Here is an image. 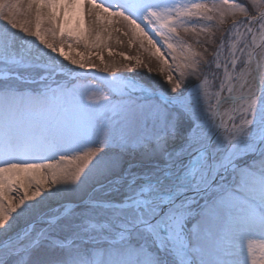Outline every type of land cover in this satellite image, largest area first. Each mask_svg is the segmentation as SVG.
<instances>
[{
  "label": "snow or ice",
  "instance_id": "snow-or-ice-1",
  "mask_svg": "<svg viewBox=\"0 0 264 264\" xmlns=\"http://www.w3.org/2000/svg\"><path fill=\"white\" fill-rule=\"evenodd\" d=\"M85 4L103 28L67 27L65 12ZM0 21V264H256L251 238H264V0H0ZM113 23L129 44L165 64L177 57L162 48L179 50L183 63L175 80L169 65L170 88L139 74L106 76L98 110L97 85H81L78 72L99 65L72 49L106 47L100 33ZM128 59L133 68L142 63ZM213 81L219 92L210 91ZM61 152L82 154L72 169L29 162Z\"/></svg>",
  "mask_w": 264,
  "mask_h": 264
},
{
  "label": "rangeland",
  "instance_id": "rangeland-1",
  "mask_svg": "<svg viewBox=\"0 0 264 264\" xmlns=\"http://www.w3.org/2000/svg\"><path fill=\"white\" fill-rule=\"evenodd\" d=\"M97 2H103V0H97ZM112 3H115L116 0H111ZM230 3H238L240 0H229ZM176 3L183 6L184 4H190V3H203L208 4L209 7L213 3H221V0H176ZM107 6V4L105 5ZM84 9L80 13V15L74 20L73 12L75 9L71 10L70 12H65L66 17H70L67 23V27L73 28L74 30L82 31L87 33L89 30H91L94 26L96 27H104L103 21L99 22L97 24L94 19L89 17V14L87 12V5L83 7ZM23 19V17H22ZM195 19V18H193ZM30 24L35 29V18L30 17ZM4 22L0 21V27H3ZM191 27V25H188ZM204 24L198 25V27H204ZM41 27L47 29L48 24L46 21H42ZM120 26L118 24L113 23L111 26L108 27V31L104 32L101 31V40L107 45L101 46V48H95V47H89L85 48L83 44L75 45L73 46L72 53L75 54L76 52H79L81 56L84 58V60L91 61L92 63H95L99 65L97 69H94L93 71L100 72L102 74L108 75V74H119L120 77H127L128 79H132L135 74H139L138 79L142 81H146L147 83H151L156 87H160V85H166L167 87H171L170 84H168L166 80V76L169 73V65L173 69H176L172 72L173 79H179V71L180 69L177 68V65H180L183 63L181 59V53L179 50L176 52H169L166 48H162V51L168 54V56L175 55L177 57L176 61L173 62L170 58L167 60V64L162 62L161 60L157 59V57L152 56L151 53L145 51L144 49H141L139 47L138 41L132 44H129V37L123 35V29H120L119 32H117L115 29L119 28ZM150 34H152L150 32ZM181 36L187 40L189 44L192 45L193 49L197 52L201 51L198 45L194 42V37L191 33H184L183 30H180ZM49 39H52L50 34L48 35ZM156 38V37H154ZM61 37L59 34L55 37V40L53 42L59 43ZM91 40L95 39V34L90 37ZM158 39V38H157ZM172 43H175V41H171ZM65 51H69L67 48L64 49ZM111 50V51H110ZM120 53H124V56H121ZM81 56H77L78 59L81 58ZM101 57L103 58V62H101ZM128 58H139L142 62L141 65H137L135 68H133V65L136 64L135 59H128ZM63 59V58H61ZM65 63H69L65 61ZM108 65V70L105 71V66ZM143 65L147 66V69H150V72H147L145 67ZM76 67V66H72ZM81 70H79L80 72ZM87 72V75H79L80 81L79 83L81 85H88V84H95L97 87L93 89V99L97 101L100 104V108L98 110L103 109V97L107 95L106 91L100 87L103 83L100 81H97L93 78H91L90 71L92 70H84ZM221 75H223V72H221ZM211 79V77H209ZM215 87L211 88L210 91L216 92V90L219 88V81H213L212 82ZM39 84H32V88H38ZM88 147L96 148L98 145L92 144ZM82 151H87V148L83 149ZM82 152H74V153H64L61 152L53 160L54 164L59 163V166L61 168H67L72 169L75 166V157L78 155H81ZM67 155L69 157L68 160L60 161V156ZM47 178V177H46ZM30 184V192L34 190V185ZM45 189L46 185H45ZM10 198L14 200V198L17 200L21 195L20 192L13 191L9 194ZM15 201V200H14Z\"/></svg>",
  "mask_w": 264,
  "mask_h": 264
},
{
  "label": "bare ground",
  "instance_id": "bare-ground-1",
  "mask_svg": "<svg viewBox=\"0 0 264 264\" xmlns=\"http://www.w3.org/2000/svg\"><path fill=\"white\" fill-rule=\"evenodd\" d=\"M84 8H81V9H75L74 12H73V17H74V20L80 15V13L82 12ZM257 43H259V41H257ZM80 74L81 75H86L87 72L84 71V70H81L80 71ZM93 74H95L93 72ZM108 76V75H105V74H98V77L103 81H104V78ZM220 91V88H218L216 90V92H219ZM215 103V101L213 100V104ZM220 112L223 116V118L225 120L228 119L229 115H231V106L230 104H225L221 107L220 109ZM30 163H48V162H51L54 164V162L52 161H47V160H31L29 161ZM33 175H35L37 178L39 177V173H34ZM20 178L21 179H24L26 185L29 187V191H30V182L27 180V174L26 173H21L20 174ZM46 190V189H45ZM37 199H39L37 197ZM14 202H17V200L14 198ZM246 245L248 243V241L245 242ZM251 244H252V258L256 261V264H264V238L262 237H253L251 238Z\"/></svg>",
  "mask_w": 264,
  "mask_h": 264
},
{
  "label": "water",
  "instance_id": "water-1",
  "mask_svg": "<svg viewBox=\"0 0 264 264\" xmlns=\"http://www.w3.org/2000/svg\"><path fill=\"white\" fill-rule=\"evenodd\" d=\"M90 76H91L92 78H95V79H96V76H95L94 74H91Z\"/></svg>",
  "mask_w": 264,
  "mask_h": 264
}]
</instances>
